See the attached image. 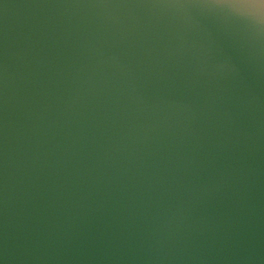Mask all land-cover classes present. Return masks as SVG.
<instances>
[{
    "label": "water",
    "instance_id": "water-1",
    "mask_svg": "<svg viewBox=\"0 0 264 264\" xmlns=\"http://www.w3.org/2000/svg\"><path fill=\"white\" fill-rule=\"evenodd\" d=\"M0 264H264V28L0 0Z\"/></svg>",
    "mask_w": 264,
    "mask_h": 264
},
{
    "label": "snow or ice",
    "instance_id": "snow-or-ice-1",
    "mask_svg": "<svg viewBox=\"0 0 264 264\" xmlns=\"http://www.w3.org/2000/svg\"><path fill=\"white\" fill-rule=\"evenodd\" d=\"M192 2L228 9L238 18L264 28V0H192Z\"/></svg>",
    "mask_w": 264,
    "mask_h": 264
}]
</instances>
